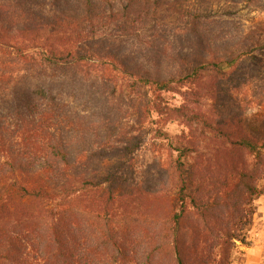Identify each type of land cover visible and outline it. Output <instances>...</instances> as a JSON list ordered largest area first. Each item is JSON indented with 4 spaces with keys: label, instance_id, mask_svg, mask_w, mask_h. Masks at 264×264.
<instances>
[{
    "label": "trees",
    "instance_id": "16d2710c",
    "mask_svg": "<svg viewBox=\"0 0 264 264\" xmlns=\"http://www.w3.org/2000/svg\"><path fill=\"white\" fill-rule=\"evenodd\" d=\"M257 13L264 0H0V264H226L264 193L245 116L264 104ZM181 84L210 108L155 107L189 129L170 143L177 198L134 213L122 169H92L141 146L114 100Z\"/></svg>",
    "mask_w": 264,
    "mask_h": 264
},
{
    "label": "rangeland",
    "instance_id": "374dc122",
    "mask_svg": "<svg viewBox=\"0 0 264 264\" xmlns=\"http://www.w3.org/2000/svg\"><path fill=\"white\" fill-rule=\"evenodd\" d=\"M255 17L257 22L264 23V13H257ZM190 72L189 65L184 66L181 71L182 77ZM127 89L125 93L123 90L118 93V98L114 100L120 109V115L118 114L120 128L124 132L133 131L141 142V146L120 163H117L116 158H107L102 164L94 161L92 169L95 168L97 178L105 176L109 170L122 169L118 175L121 185L119 189L126 187L127 191H130L129 187L134 188V194L130 197V204L135 207L134 213L165 215L166 213L164 214L160 207L167 205V210H171L170 206L176 201L178 192L173 165L177 153L170 147V143H175L180 137L185 138L189 134V129L183 115L180 117L177 116L179 113L160 114L156 112L158 110L155 107L175 108L190 104V108L195 113L198 109L202 112L209 109L211 101L203 100L200 101L202 103L196 104L197 100L182 84L181 88H176L175 92L155 93L150 88H141L139 90L141 95L137 97V101L132 99V93L129 88ZM178 89L181 92H178ZM146 93L147 97H145ZM147 102H149L148 105ZM193 113H189V116L192 117ZM245 116L248 125L255 129L258 135H264V104L251 105L246 110ZM202 137L204 138L205 135ZM206 140L209 142L208 138ZM209 143L212 147V142ZM205 152L209 154L208 150ZM259 186L264 189L263 182H260ZM158 199L162 203L158 204ZM145 200L149 202L153 200L154 204L150 206ZM254 203L257 206V212L246 233V239L244 242L234 241L229 252H226L229 258L226 264H264V193ZM215 255L217 259L220 256L224 258V252L221 249Z\"/></svg>",
    "mask_w": 264,
    "mask_h": 264
}]
</instances>
